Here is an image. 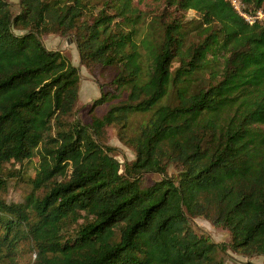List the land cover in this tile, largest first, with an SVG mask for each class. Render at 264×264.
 I'll list each match as a JSON object with an SVG mask.
<instances>
[{"label": "trees", "instance_id": "obj_1", "mask_svg": "<svg viewBox=\"0 0 264 264\" xmlns=\"http://www.w3.org/2000/svg\"><path fill=\"white\" fill-rule=\"evenodd\" d=\"M20 4L15 15L0 0V191L8 163L34 173L23 203L0 196V264H226L198 217L229 231L230 250L264 257V23L228 0ZM48 34L74 36L87 70L114 73L91 123L76 119L80 68ZM134 114L150 117L121 138L135 153L124 163L106 130Z\"/></svg>", "mask_w": 264, "mask_h": 264}, {"label": "rangeland", "instance_id": "obj_2", "mask_svg": "<svg viewBox=\"0 0 264 264\" xmlns=\"http://www.w3.org/2000/svg\"><path fill=\"white\" fill-rule=\"evenodd\" d=\"M12 5L13 14L17 15L21 12L20 0H6ZM149 5L142 6V9L148 10ZM189 20L198 19L196 12L190 11L187 15ZM156 28L153 27L151 33H154ZM19 34L21 32L17 31ZM153 38V34L151 35ZM42 41L46 48L51 51H60L67 56V58L77 67L80 68V100L77 107L76 119L80 120L84 124L91 123L93 117V104L96 100L100 99L102 95H105L108 91H111L112 80L114 73L109 71H103L98 68L93 71H89L81 64L80 54L77 42L74 36L61 37L57 34H48L42 37ZM145 65L147 63L146 52L143 51ZM96 115L102 116L106 114V109H97ZM149 115L134 114L129 120V124L126 128L121 129L119 127H108L106 130V145L116 149V156L118 160L122 162H132L135 160V153L132 148L127 146L125 141L121 138H130L135 136L139 127L145 123ZM6 173L12 174L13 177L8 179L9 187L7 190L0 191L2 196L9 203H23L26 195L30 193L29 183L26 181L34 171L30 164L22 166L19 163H8L6 165ZM171 174L174 170L170 171ZM161 180L159 175H148L145 177V186H151L154 183ZM194 231L202 236L208 237L212 242L218 245V256L226 264H264L263 256H255L253 258H247L243 255L235 253L228 248L230 242V233L226 229L214 225L212 222L202 218H194L190 221ZM32 259L29 255L19 261L17 264H31Z\"/></svg>", "mask_w": 264, "mask_h": 264}, {"label": "built area", "instance_id": "obj_3", "mask_svg": "<svg viewBox=\"0 0 264 264\" xmlns=\"http://www.w3.org/2000/svg\"><path fill=\"white\" fill-rule=\"evenodd\" d=\"M235 12L248 24L264 23V10L248 11L242 0H228Z\"/></svg>", "mask_w": 264, "mask_h": 264}]
</instances>
